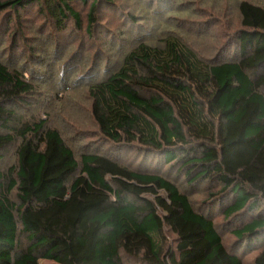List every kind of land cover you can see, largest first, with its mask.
I'll return each mask as SVG.
<instances>
[{"label": "trees", "instance_id": "1", "mask_svg": "<svg viewBox=\"0 0 264 264\" xmlns=\"http://www.w3.org/2000/svg\"><path fill=\"white\" fill-rule=\"evenodd\" d=\"M79 1L89 35L109 32L105 11L142 28L120 0ZM73 2L0 0V9L17 16L35 5L60 33L83 28ZM236 8L230 59H209L172 32L135 39L117 58L98 53L89 95L108 150L79 159L47 119L17 123L16 106L38 92L0 61V157L18 143L16 165L0 173V264H264V2ZM133 151L137 168L122 157ZM173 173L217 191L197 208Z\"/></svg>", "mask_w": 264, "mask_h": 264}, {"label": "rangeland", "instance_id": "2", "mask_svg": "<svg viewBox=\"0 0 264 264\" xmlns=\"http://www.w3.org/2000/svg\"><path fill=\"white\" fill-rule=\"evenodd\" d=\"M239 1L120 0L119 4L126 12L139 15L138 21L142 22V28L133 26L124 14L105 11L104 17L110 22L109 32L94 35L85 31L88 6L79 0H74L73 5L82 15L83 28L75 29L70 22L68 29L60 33L55 32L54 24L44 20L43 13L35 5L18 10L17 16V10L11 11L10 7L0 9V61L11 69L25 72L26 80L38 92L31 95L28 104L16 106L17 123L47 119L49 125L62 131L77 159L86 152L107 151L108 144L101 137L91 114L92 101L89 95V84L100 65L98 59L102 58L97 54L112 49L110 55L117 58L119 52L132 46L135 39L156 44L172 32L197 44L209 59H230L236 51V45L228 42L239 25L236 8ZM215 24L221 27H214ZM117 32L122 40L118 39ZM106 69L107 66L102 65V69L98 70L102 72L100 77L104 76ZM5 129L0 126V132H5ZM17 145L13 144L2 153L1 174L7 175L16 165ZM122 157L124 164L133 168L140 166L142 160L141 153L137 151ZM171 177L190 194L197 208L204 207L203 202L211 201L210 194L217 191L207 185L190 189L180 175L173 173ZM214 220L223 228L222 215L214 216ZM224 233L225 243L230 248L235 238L227 231ZM172 237L173 234H170L171 240ZM255 255H248L246 261L250 262ZM41 264L58 263L41 260ZM127 264L134 263L127 261Z\"/></svg>", "mask_w": 264, "mask_h": 264}]
</instances>
